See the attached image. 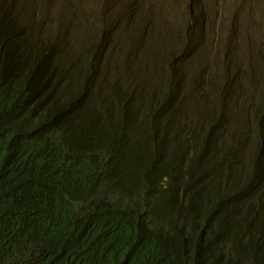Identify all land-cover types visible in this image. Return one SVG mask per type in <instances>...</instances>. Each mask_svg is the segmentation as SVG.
Wrapping results in <instances>:
<instances>
[{"label": "trees", "instance_id": "1", "mask_svg": "<svg viewBox=\"0 0 264 264\" xmlns=\"http://www.w3.org/2000/svg\"><path fill=\"white\" fill-rule=\"evenodd\" d=\"M88 1L0 0V264H264V43L251 95L215 84L230 64L190 82L206 13L187 0L179 47L123 82L141 46L111 41L109 0L83 38L34 31Z\"/></svg>", "mask_w": 264, "mask_h": 264}, {"label": "rangeland", "instance_id": "2", "mask_svg": "<svg viewBox=\"0 0 264 264\" xmlns=\"http://www.w3.org/2000/svg\"><path fill=\"white\" fill-rule=\"evenodd\" d=\"M21 1L27 3L30 0ZM46 1L51 3L52 0ZM102 1L97 0V4L96 1L90 3L88 1L89 8L85 10V14L78 13L76 16L61 15L55 5L47 7L58 19L59 22L56 24L49 21L42 23L39 10L34 19L37 22L34 31L43 38H51L60 26L68 40L83 38L87 32L99 26L97 16L105 7ZM109 2H112L109 10L112 25L109 23L107 26L111 31V41L121 44V40H130L141 46L135 49V53H129L128 60H125L124 56L118 59L123 61L119 63L123 82L129 80V76L132 75L129 61L136 67L141 66L143 69L151 70L149 67L154 69L157 67L156 64H163L168 58V52L181 44L177 41V37L187 20V0H109ZM196 4L194 9L196 15L205 11L206 17L204 14L199 16L203 24L198 32H202L194 37V46H191L192 49L194 48V53L193 55L191 53L186 62L184 76L190 82L199 77L207 61H210L212 68L215 64V75L221 73L222 68L223 70L228 68L230 64L232 66L229 77L227 79L214 77L215 84L224 85L225 88L221 87L224 88L222 93L225 94L233 88L236 90V87H240L242 94L239 99L244 98L247 93L251 95L254 92V84L258 83L256 77L258 72L255 71L258 61L257 49L264 43V0H201ZM30 20L32 15L27 17V21ZM62 24L67 28H63ZM172 26L179 27L171 28ZM194 29L195 26L192 27V31ZM111 52L109 50V54ZM136 54H141L142 58ZM108 68H112V64L104 69L108 70ZM239 72V80L236 79L231 83L230 79L233 80ZM208 75L212 74L208 73ZM109 78L114 80L115 76L110 75ZM147 78L151 80V76ZM143 85L149 88L152 82L146 80ZM185 88L191 90L193 85L189 83ZM208 98V102L214 106H226L228 103L219 93L209 95ZM260 101L264 102V93ZM177 122L180 120L177 119Z\"/></svg>", "mask_w": 264, "mask_h": 264}, {"label": "clouds", "instance_id": "3", "mask_svg": "<svg viewBox=\"0 0 264 264\" xmlns=\"http://www.w3.org/2000/svg\"><path fill=\"white\" fill-rule=\"evenodd\" d=\"M39 10H37L36 11V13L33 15V19H35L36 18V14H37V12H38ZM47 11H49L48 12V16H46L45 18H41L42 19V23H46L47 21H49V22H51L52 24H56V23H58L59 21H58V19L56 18V16L54 15V13H52V11L50 10V9H47ZM51 19V20H50ZM34 23H37L35 20H34ZM62 26H63V28H67L65 25H63L62 24ZM57 29L59 30V26L57 27ZM58 30H57V32H58ZM56 32V33H57ZM54 35L55 34H53L52 35V37L50 38L52 41L54 40ZM29 39V41H31V43H32V47L35 49V43H34V40H35V38H37V36L34 34H31L30 36L28 35L27 36ZM50 60H52V57H51V55H50ZM113 62H114V60L113 61H110L108 64H113ZM116 62V61H115ZM118 64H119V62H118ZM208 105V104H207Z\"/></svg>", "mask_w": 264, "mask_h": 264}]
</instances>
